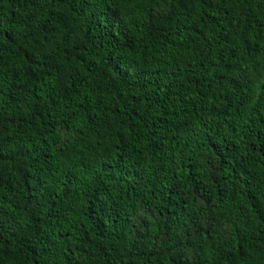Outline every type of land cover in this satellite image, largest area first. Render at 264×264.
Segmentation results:
<instances>
[{"label": "trees", "instance_id": "1", "mask_svg": "<svg viewBox=\"0 0 264 264\" xmlns=\"http://www.w3.org/2000/svg\"><path fill=\"white\" fill-rule=\"evenodd\" d=\"M0 264H264V0H0Z\"/></svg>", "mask_w": 264, "mask_h": 264}]
</instances>
